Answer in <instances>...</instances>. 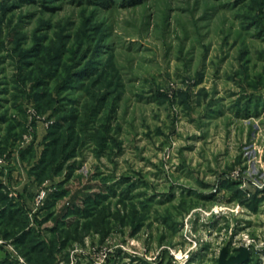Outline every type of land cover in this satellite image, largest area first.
I'll list each match as a JSON object with an SVG mask.
<instances>
[{"label":"rangeland","instance_id":"obj_1","mask_svg":"<svg viewBox=\"0 0 264 264\" xmlns=\"http://www.w3.org/2000/svg\"><path fill=\"white\" fill-rule=\"evenodd\" d=\"M129 1L0 0V264H264V0Z\"/></svg>","mask_w":264,"mask_h":264},{"label":"built area","instance_id":"obj_2","mask_svg":"<svg viewBox=\"0 0 264 264\" xmlns=\"http://www.w3.org/2000/svg\"><path fill=\"white\" fill-rule=\"evenodd\" d=\"M253 150H256V155L258 156V159H257L256 162L259 165L258 166L259 168H258L257 172L260 173L261 177H260L259 180H254L256 177L255 178L253 177L252 172L249 169H246L247 172H245V174H246V177H247V180H248L247 182H251V180H252L251 183H253L252 185H254L256 190L261 191V189H264V158H262V157H264V141H263L262 144L257 146V148L254 147ZM248 160H249V157H248ZM249 163L250 162L247 163V167H248ZM239 170H240V168L238 170L233 171L232 174H231V178L241 182L242 178H239V174H238V173H240L241 170L240 171ZM245 180H246V178H245ZM241 185H242V182H241ZM42 197L43 196H40V197H38V199H41ZM213 213L214 214L218 213V210H214ZM244 246H246L247 249H248V245L244 244Z\"/></svg>","mask_w":264,"mask_h":264},{"label":"water","instance_id":"obj_3","mask_svg":"<svg viewBox=\"0 0 264 264\" xmlns=\"http://www.w3.org/2000/svg\"><path fill=\"white\" fill-rule=\"evenodd\" d=\"M236 255L226 258V247H223L219 253L218 264H243L248 260V249L246 246L241 245L238 247Z\"/></svg>","mask_w":264,"mask_h":264},{"label":"trees","instance_id":"obj_4","mask_svg":"<svg viewBox=\"0 0 264 264\" xmlns=\"http://www.w3.org/2000/svg\"><path fill=\"white\" fill-rule=\"evenodd\" d=\"M129 2L131 4H133V3L140 2V0H130ZM6 206H7L6 204H3V207H0V218L3 216V214H6L7 213V211H6L7 207Z\"/></svg>","mask_w":264,"mask_h":264}]
</instances>
